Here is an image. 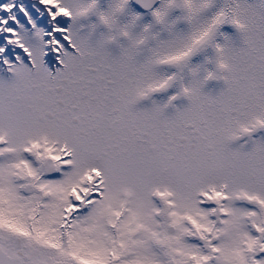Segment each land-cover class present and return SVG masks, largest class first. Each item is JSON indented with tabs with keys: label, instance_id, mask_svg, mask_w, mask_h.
I'll list each match as a JSON object with an SVG mask.
<instances>
[{
	"label": "snow or ice",
	"instance_id": "obj_1",
	"mask_svg": "<svg viewBox=\"0 0 264 264\" xmlns=\"http://www.w3.org/2000/svg\"><path fill=\"white\" fill-rule=\"evenodd\" d=\"M0 264H264V0H0Z\"/></svg>",
	"mask_w": 264,
	"mask_h": 264
},
{
	"label": "rangeland",
	"instance_id": "obj_2",
	"mask_svg": "<svg viewBox=\"0 0 264 264\" xmlns=\"http://www.w3.org/2000/svg\"><path fill=\"white\" fill-rule=\"evenodd\" d=\"M150 19H151V17L149 15L145 14L144 22H147ZM223 31L234 34V30L230 27H227V26L223 29ZM219 87H220V85L217 84L216 82H210L208 84V89H218ZM169 94H171V93L170 92L169 93H162V94L155 96L154 98L157 100H165L167 98V95H169ZM145 103H147V102H145ZM176 103H177V105H179L180 103H182V101H177Z\"/></svg>",
	"mask_w": 264,
	"mask_h": 264
},
{
	"label": "water",
	"instance_id": "obj_3",
	"mask_svg": "<svg viewBox=\"0 0 264 264\" xmlns=\"http://www.w3.org/2000/svg\"><path fill=\"white\" fill-rule=\"evenodd\" d=\"M135 7H136V9H138V10H140V11H143L142 9H139L138 6H135Z\"/></svg>",
	"mask_w": 264,
	"mask_h": 264
},
{
	"label": "flooded vegetation",
	"instance_id": "obj_4",
	"mask_svg": "<svg viewBox=\"0 0 264 264\" xmlns=\"http://www.w3.org/2000/svg\"><path fill=\"white\" fill-rule=\"evenodd\" d=\"M146 14V13H145Z\"/></svg>",
	"mask_w": 264,
	"mask_h": 264
}]
</instances>
